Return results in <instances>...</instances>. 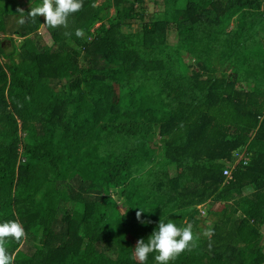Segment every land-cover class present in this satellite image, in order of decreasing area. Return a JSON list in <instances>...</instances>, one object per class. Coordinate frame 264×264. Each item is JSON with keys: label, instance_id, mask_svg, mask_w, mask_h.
I'll list each match as a JSON object with an SVG mask.
<instances>
[{"label": "trees", "instance_id": "1", "mask_svg": "<svg viewBox=\"0 0 264 264\" xmlns=\"http://www.w3.org/2000/svg\"><path fill=\"white\" fill-rule=\"evenodd\" d=\"M41 2L0 0L14 264H139L128 236L160 220L200 237L170 264H264V0H84L66 29L17 23Z\"/></svg>", "mask_w": 264, "mask_h": 264}, {"label": "clouds", "instance_id": "2", "mask_svg": "<svg viewBox=\"0 0 264 264\" xmlns=\"http://www.w3.org/2000/svg\"><path fill=\"white\" fill-rule=\"evenodd\" d=\"M84 0H42L38 6L30 7L27 14L23 9L17 8V23L24 25L28 21L36 22L37 17H43V25L52 29L68 28L69 19L72 15L82 10ZM72 33L65 32L66 36ZM77 38H84L83 29H76ZM142 210L136 212V219L139 221ZM126 214V213H125ZM124 214V215H125ZM202 235L209 239V249H211V237L214 229L207 228ZM7 238H13L16 242L27 239V232L24 225L19 220H8L0 223V264H14L15 254L9 253L6 245ZM200 237L193 232V224L179 227L169 220H160L157 229L147 238L139 239L135 245L134 253L139 264H147L150 254L156 253L157 264H170L181 253L191 251L196 247V241Z\"/></svg>", "mask_w": 264, "mask_h": 264}, {"label": "rangeland", "instance_id": "3", "mask_svg": "<svg viewBox=\"0 0 264 264\" xmlns=\"http://www.w3.org/2000/svg\"><path fill=\"white\" fill-rule=\"evenodd\" d=\"M101 0H99V2H100ZM153 4L154 3H152V5H150L149 6V8H148V12L149 13H151L152 12V10H153ZM157 9H155V11H156ZM111 12H113V10H111ZM138 28H139V26H137ZM171 35H172V37L174 36V33H171ZM38 40L39 41H41L44 45H46V46H49L50 45V38H49V35H48V33L46 32V30L43 28V27H41L40 29H39V31H38ZM170 44H173V43H170ZM2 60V59H1ZM201 215H203V212H201ZM262 233H264V228L262 229ZM128 239H129V241L132 243V247H133V249L135 248V245H136V240H135V238L134 237H132V236H128Z\"/></svg>", "mask_w": 264, "mask_h": 264}, {"label": "built area", "instance_id": "4", "mask_svg": "<svg viewBox=\"0 0 264 264\" xmlns=\"http://www.w3.org/2000/svg\"><path fill=\"white\" fill-rule=\"evenodd\" d=\"M224 174H225L227 177L230 176V173H229V171H227V170L224 171Z\"/></svg>", "mask_w": 264, "mask_h": 264}]
</instances>
